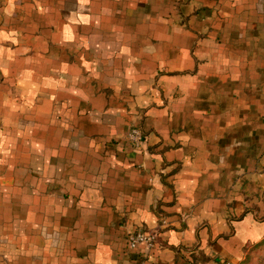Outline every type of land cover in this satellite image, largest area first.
I'll use <instances>...</instances> for the list:
<instances>
[{"label":"crops","instance_id":"obj_1","mask_svg":"<svg viewBox=\"0 0 264 264\" xmlns=\"http://www.w3.org/2000/svg\"><path fill=\"white\" fill-rule=\"evenodd\" d=\"M262 240L264 0H0V264H238Z\"/></svg>","mask_w":264,"mask_h":264},{"label":"built area","instance_id":"obj_2","mask_svg":"<svg viewBox=\"0 0 264 264\" xmlns=\"http://www.w3.org/2000/svg\"><path fill=\"white\" fill-rule=\"evenodd\" d=\"M127 137L130 141L137 143L142 138V135L138 129L131 128L128 131ZM155 238L156 235L153 232L136 231L128 237V243L130 246H134L142 242L151 245Z\"/></svg>","mask_w":264,"mask_h":264},{"label":"rangeland","instance_id":"obj_3","mask_svg":"<svg viewBox=\"0 0 264 264\" xmlns=\"http://www.w3.org/2000/svg\"><path fill=\"white\" fill-rule=\"evenodd\" d=\"M238 264H264V241L250 245Z\"/></svg>","mask_w":264,"mask_h":264},{"label":"trees","instance_id":"obj_4","mask_svg":"<svg viewBox=\"0 0 264 264\" xmlns=\"http://www.w3.org/2000/svg\"><path fill=\"white\" fill-rule=\"evenodd\" d=\"M262 241H264V240H262ZM262 241H260L259 243H261ZM259 243H257V244H259ZM255 245V244H254Z\"/></svg>","mask_w":264,"mask_h":264}]
</instances>
